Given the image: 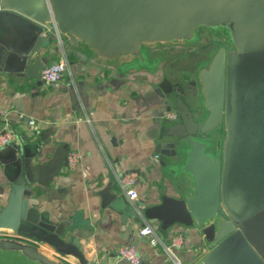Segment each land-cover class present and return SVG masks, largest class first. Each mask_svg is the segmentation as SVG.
Listing matches in <instances>:
<instances>
[{
  "label": "water",
  "instance_id": "obj_1",
  "mask_svg": "<svg viewBox=\"0 0 264 264\" xmlns=\"http://www.w3.org/2000/svg\"><path fill=\"white\" fill-rule=\"evenodd\" d=\"M199 28L218 30L223 42L196 67L191 97L197 102L192 107L184 99L189 84L166 77L152 84L151 96L161 165L185 160L192 190L152 206L117 199L112 209L136 238L145 222L195 226L201 239L184 264H264V0H0V73L34 77L38 85L39 69L53 55L39 50L52 41L73 48L83 43L114 60L142 55L151 45L194 42ZM173 108L176 118L170 119L166 113ZM199 109L204 115L195 118ZM25 149L10 141L0 150L9 186L0 227L27 241L0 237V250L71 264L41 252L37 244L45 242L77 264H120L117 251L107 247L86 256L76 233L91 225L82 210L55 221L38 209L35 184L46 185L61 171L66 150L59 147L34 165Z\"/></svg>",
  "mask_w": 264,
  "mask_h": 264
},
{
  "label": "crops",
  "instance_id": "obj_2",
  "mask_svg": "<svg viewBox=\"0 0 264 264\" xmlns=\"http://www.w3.org/2000/svg\"><path fill=\"white\" fill-rule=\"evenodd\" d=\"M200 30L205 29H197L196 39L202 36ZM167 45L170 44L148 46L142 55L105 60L92 54L83 43L73 48L65 40L52 41L39 52H53L48 62L65 57L66 68L57 82L43 81L37 85L34 77L0 73V129L12 131L11 141L25 146L32 163H46L59 147L66 153L75 149L81 156L73 170H68L64 164L48 184L36 183L35 195L39 200L38 209L55 221L74 210L83 211L91 225L78 228L76 233L87 257L101 246L117 251L123 244H133L140 254L141 264H172L162 250V243H168L177 233L185 236L184 245L175 249L182 264L198 249L195 245L201 237L195 226L176 222L162 228L159 223L151 224L159 241L151 245L146 237L138 235L136 238L128 220L122 225L112 209L117 199L134 206L143 200L144 206H152L159 204L165 195L178 198L192 190L190 174L183 168L185 160L164 168L156 149L157 139L153 136L157 110L151 103L152 84L166 77L172 83H194L197 92V82L195 76H191L188 63L190 58L187 55L165 57L159 53V48ZM70 53L74 55L72 60L67 59ZM206 60L198 63L194 72ZM190 88L191 91H185L184 99L193 107L197 99L191 97L194 89L192 85ZM175 111L173 108L170 112ZM193 114L200 118L204 111L195 110ZM30 119L34 124L29 123ZM131 170L138 174L135 200H129L118 185V177ZM4 182L0 162V212L8 202L9 186ZM0 237L27 241L8 227H0ZM37 245L51 258L77 264L72 256H60L48 243ZM118 263L127 264L122 258ZM0 264L44 263L16 250H0Z\"/></svg>",
  "mask_w": 264,
  "mask_h": 264
},
{
  "label": "built area",
  "instance_id": "obj_3",
  "mask_svg": "<svg viewBox=\"0 0 264 264\" xmlns=\"http://www.w3.org/2000/svg\"><path fill=\"white\" fill-rule=\"evenodd\" d=\"M65 68V57L50 61L41 69V79L47 84L55 83L62 77ZM168 118L174 119L176 118V114L170 112L168 113ZM29 123L34 124V120L30 119ZM12 138L13 133L10 129H0V148L6 146ZM80 158L81 156L77 150L69 149L66 153V168L68 170H73L79 163ZM137 178L138 174L134 170L128 171L118 177V185L129 200H135L138 197V193L134 188ZM138 235L146 237L151 245H156L159 242L152 225L149 223H144L138 228ZM184 243L185 236L182 233L174 234L170 237L168 243H162V250L168 256L172 264H182L175 253V249L182 247ZM117 253L120 258H124L129 264H141L140 254L133 244L121 245L117 249Z\"/></svg>",
  "mask_w": 264,
  "mask_h": 264
},
{
  "label": "rangeland",
  "instance_id": "obj_4",
  "mask_svg": "<svg viewBox=\"0 0 264 264\" xmlns=\"http://www.w3.org/2000/svg\"><path fill=\"white\" fill-rule=\"evenodd\" d=\"M217 31H214L212 29H205L203 31L200 30L199 33L202 36L196 39L194 42H187L183 44L174 43L167 45L164 48L162 46L161 48H159L161 49V52L159 53L165 55V57L170 58H180L184 55H187L190 58V61H188V63L190 64L191 68V76L194 77L195 66L209 57L211 51L214 49L215 42L218 41V39H221L220 37H218V35H216ZM213 37H215L216 41L213 40ZM122 259L126 261L127 264H129L127 260H125L124 258Z\"/></svg>",
  "mask_w": 264,
  "mask_h": 264
},
{
  "label": "flooded vegetation",
  "instance_id": "obj_5",
  "mask_svg": "<svg viewBox=\"0 0 264 264\" xmlns=\"http://www.w3.org/2000/svg\"><path fill=\"white\" fill-rule=\"evenodd\" d=\"M217 38V37H216ZM213 40L216 41L215 37H213ZM223 41L218 39V41L215 42V46L218 45L219 43H222ZM192 85V88L194 89V91L196 90L195 84H189V86Z\"/></svg>",
  "mask_w": 264,
  "mask_h": 264
},
{
  "label": "trees",
  "instance_id": "obj_6",
  "mask_svg": "<svg viewBox=\"0 0 264 264\" xmlns=\"http://www.w3.org/2000/svg\"><path fill=\"white\" fill-rule=\"evenodd\" d=\"M73 58H74V55H73V54H71V53L68 54V56H67V59H68V60H72Z\"/></svg>",
  "mask_w": 264,
  "mask_h": 264
}]
</instances>
